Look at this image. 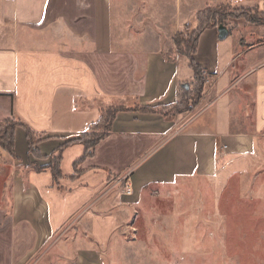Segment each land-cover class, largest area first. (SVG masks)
<instances>
[{
	"label": "crops",
	"instance_id": "1",
	"mask_svg": "<svg viewBox=\"0 0 264 264\" xmlns=\"http://www.w3.org/2000/svg\"><path fill=\"white\" fill-rule=\"evenodd\" d=\"M222 5L264 12V0H0V122H22L43 157L24 128L15 157L0 148V264H30L71 231L78 255L101 248L148 187L193 174L220 144L264 141V28L226 40L204 29L192 55L205 80L198 105L160 112L195 80L175 37ZM113 107L126 110L93 150L63 151L58 186L51 170L35 172Z\"/></svg>",
	"mask_w": 264,
	"mask_h": 264
},
{
	"label": "rangeland",
	"instance_id": "2",
	"mask_svg": "<svg viewBox=\"0 0 264 264\" xmlns=\"http://www.w3.org/2000/svg\"><path fill=\"white\" fill-rule=\"evenodd\" d=\"M217 12L220 17L211 14L209 20L225 24L231 33L237 29L254 36L264 28V12L233 5ZM197 28L178 34L173 53L191 55ZM256 40L264 41V35ZM203 80L187 84L170 119L198 105ZM242 145L220 144L193 174L134 197L107 245H88L93 250L78 255V247L66 243L71 231L45 244L30 264H264V141Z\"/></svg>",
	"mask_w": 264,
	"mask_h": 264
},
{
	"label": "trees",
	"instance_id": "3",
	"mask_svg": "<svg viewBox=\"0 0 264 264\" xmlns=\"http://www.w3.org/2000/svg\"><path fill=\"white\" fill-rule=\"evenodd\" d=\"M227 5H222L219 6L217 8H213V9H208L205 10L201 13L198 14L197 16V21H198V30H197V34L195 36L194 39V43H193V48H192V52L191 55H185L188 60L190 61V66L194 71L195 74V82L203 80V72L201 70V68L195 63L194 59H193V53L195 51L196 45H197V41H198V36L200 35V33L209 27H219L220 25H225L223 23L220 22H216L215 19L211 18L209 20L208 16L211 14H214L216 17H220V14H218L217 11L222 10L223 8H226ZM242 9V8H240ZM246 10V9H243ZM249 11V10H247ZM207 16V17H205ZM213 16V15H212ZM211 16V17H212ZM253 23H256V21L254 19H252ZM226 26V25H225ZM178 36V35H177ZM177 36L175 37V45L178 46L179 43L177 42ZM205 81L203 80V82L201 83L200 86V93L202 94L203 92V87H204ZM188 91V86L184 85L181 89V93L182 91ZM181 96L179 97L180 100ZM171 107L169 110L167 107H163L162 109H160V112L167 118L170 119V110L173 109L174 105L169 106ZM126 109L124 108H109V109H105L103 111H101V117L99 119V121L93 125H91V127L88 130V133L81 135L80 138L76 139V140H71L67 143H65L63 146H61L56 154L54 156H52L49 159V164L48 165H44V166H39V165H35L33 166V164H31L33 166V169L35 170V172H43L46 169L51 170L53 178H54V182L55 184L58 186V182L60 179L63 178L61 169H60V163L62 161V153L63 151L70 145L75 144V143H79L82 144L86 150L87 153L91 150H93L101 141H103L107 135L111 132L112 130V123L115 120L116 115L121 112V111H125ZM157 109H150V108H146V109H141V111L144 112H156ZM103 125V126H102ZM17 128H24L26 131V137H27V141H28V147H29V153L30 154H35L36 156L40 157L43 159V157L37 155V145L40 143V140L38 139V136L33 133L28 127H26L22 122L17 121V120H8L5 122H0V148L3 149L5 152L9 153L12 157H15V131Z\"/></svg>",
	"mask_w": 264,
	"mask_h": 264
},
{
	"label": "water",
	"instance_id": "4",
	"mask_svg": "<svg viewBox=\"0 0 264 264\" xmlns=\"http://www.w3.org/2000/svg\"><path fill=\"white\" fill-rule=\"evenodd\" d=\"M218 34L220 40H226L230 35L229 28L225 25H220L218 27Z\"/></svg>",
	"mask_w": 264,
	"mask_h": 264
},
{
	"label": "built area",
	"instance_id": "5",
	"mask_svg": "<svg viewBox=\"0 0 264 264\" xmlns=\"http://www.w3.org/2000/svg\"><path fill=\"white\" fill-rule=\"evenodd\" d=\"M130 193H131V191H130V190H128L127 194H130Z\"/></svg>",
	"mask_w": 264,
	"mask_h": 264
}]
</instances>
